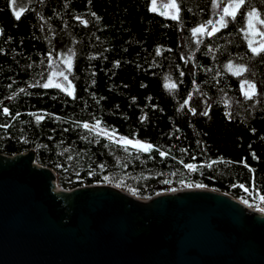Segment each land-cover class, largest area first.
Here are the masks:
<instances>
[{"label": "trees", "instance_id": "1", "mask_svg": "<svg viewBox=\"0 0 264 264\" xmlns=\"http://www.w3.org/2000/svg\"><path fill=\"white\" fill-rule=\"evenodd\" d=\"M228 2L176 0L173 20L153 12L152 0H0V154L35 151L65 190L109 185L148 200L203 184L260 207L264 51H251L243 14L255 7L264 19V0H246L211 36L191 31ZM69 58L73 95L45 88L53 64ZM243 80L254 84L252 97ZM97 120L154 147H125L83 127Z\"/></svg>", "mask_w": 264, "mask_h": 264}, {"label": "water", "instance_id": "2", "mask_svg": "<svg viewBox=\"0 0 264 264\" xmlns=\"http://www.w3.org/2000/svg\"><path fill=\"white\" fill-rule=\"evenodd\" d=\"M0 264H264V213L207 188L65 190L35 151L0 154Z\"/></svg>", "mask_w": 264, "mask_h": 264}, {"label": "snow or ice", "instance_id": "3", "mask_svg": "<svg viewBox=\"0 0 264 264\" xmlns=\"http://www.w3.org/2000/svg\"><path fill=\"white\" fill-rule=\"evenodd\" d=\"M246 4V0H229V2L223 6V15L220 16V19L218 21V24L220 27H226L227 26V23L228 21L225 19V17H232L233 19H235L236 17V13L237 11L241 8V6H244ZM213 5L216 6V7H220V5L217 4V0H213ZM166 7L168 8H171L173 10H175V14H170V13H161L162 15H170V18L173 19V20H179V6L178 4L176 3V0H170V3L168 5H166ZM151 10L153 12L157 11V8H156V0H152V8ZM94 15V14H93ZM243 15H246L247 17V23H248V27L249 28H252L253 27V21H258L260 24H264V19H261V14L260 12L258 11L257 8L255 7H252L250 8V10L246 13V14H243ZM16 16L17 18H19V13H16ZM209 24H213L212 21H208ZM2 31V30H0ZM192 31V34L193 35H196L198 33L200 34H204L206 32V29L203 25H200L198 27H194L191 29ZM219 31V28L216 27L215 24H213V27L211 29V31H207V35L211 36L213 33ZM258 35H261V36H264V32H258L257 33ZM249 47L251 48V51L253 53H259V52H262L264 51V44H261L259 47H253L252 46V41L250 40L249 41ZM65 63H67L68 67L71 68L72 67V61H71V58H69L68 60L65 61ZM231 64V62H229ZM239 68V72L237 73H234L236 75H239L240 72H243L244 71V66L243 65H240L238 66ZM54 75H60V76H63V79L65 81H68V87L65 88L62 84H55V87L56 88H59L61 89L62 91H66L67 94L69 96H72L73 95V91H72V85H71V81L68 80V77L66 75H64L63 72H57V73H54ZM181 75H183V73H181ZM245 83H249L247 81H245ZM52 85V78L49 77L48 78V83L44 84V87L45 88H48ZM172 87H175V85H172ZM250 87L253 89V92L252 93H249V92H246L245 95L246 96H251L254 91H255V86L254 85H250ZM185 103H187V101H185ZM3 111L5 113L8 112V109L7 108H4ZM191 112H193V114H195L196 112V109L195 108H191L190 109ZM205 115H207V113L205 112L204 113ZM36 119L37 121L43 119V117L41 116H36ZM141 119L143 120L144 117L142 116ZM100 121L97 120L96 121V131H97V134H107V130L106 129H102V128H99V125H100ZM83 127L85 129H89V125L88 123H84L83 124ZM92 129H89V131H91ZM120 143H122L125 147L128 146V145H131L132 147L138 149V150H141V151H144V152H148L149 150H151L154 146L150 143H147V142H144V141H141V140H132V139H129L128 137H125V136H121L120 137ZM160 156H166L167 153L163 152V151H160L159 153ZM188 169L190 170H195V165L189 163L187 165H185ZM105 179H107V177H105ZM181 183H183V181H181ZM189 187H192V185H188ZM197 187H205V185L203 184H199V185H196ZM241 188H244V185H240ZM175 189H173L174 191ZM245 191H247V189H245ZM261 201H264V196H261L260 197ZM243 203H245L246 205H248L249 207H251L252 205L249 204V202L247 200H244ZM257 210L264 213V207H257Z\"/></svg>", "mask_w": 264, "mask_h": 264}, {"label": "rangeland", "instance_id": "4", "mask_svg": "<svg viewBox=\"0 0 264 264\" xmlns=\"http://www.w3.org/2000/svg\"><path fill=\"white\" fill-rule=\"evenodd\" d=\"M219 2H220V0H219ZM169 3H170V0H156L157 11L161 12V13L167 12V13H170V14H175V10L166 7V5H168ZM218 10H219V8H217V11ZM221 15H223V11H222V13L220 15L218 14V17H216L215 20L212 21L213 24H215L216 27H218L219 29L222 28L218 24V21H219ZM165 16L170 18V15H165ZM225 19H226V17H225ZM213 24L206 23V24L203 25L205 27V29H206L205 33H207V31H211V29L213 27ZM258 32H264V24H260L258 21H253V27L249 28L248 27V23H247V34H248L249 41L250 40L252 41V46L253 47H259L261 44H264V36L258 35L257 34ZM200 35H203V34L198 33L195 36L199 37ZM229 68L234 73L239 72L238 66L230 64ZM69 69L70 68L68 67L67 63L61 69H59L57 64H53V67L51 68L50 74L48 76V78L49 77L52 78V85L51 86H55V84L59 83V84H62L65 88H67L68 87V81H65L63 79V76L54 75V73H57L58 71L59 72H63L64 75H66L68 77ZM68 80H69V78H68ZM245 81H247V80H243L242 83H241V90H242V93L244 95H245L246 92L252 93L253 89L250 87V85H254L250 81H247L249 83H245ZM46 83H48V80H47ZM254 93H255V91H254ZM254 93L250 97H252L254 95ZM246 97H249V96H246ZM107 132L111 133V135H107V134H102V135H104L105 137H107L109 139L116 140V141L120 142V137L121 136H119V135H117L115 133L109 132V131H107ZM181 190H183V189H181ZM177 191H179V190H177ZM170 192H176V191H170ZM164 193H169V192H164ZM260 205H261L260 207H264V205L262 204L261 201H260ZM251 209L258 211L257 209H254V208H251Z\"/></svg>", "mask_w": 264, "mask_h": 264}, {"label": "bare ground", "instance_id": "5", "mask_svg": "<svg viewBox=\"0 0 264 264\" xmlns=\"http://www.w3.org/2000/svg\"><path fill=\"white\" fill-rule=\"evenodd\" d=\"M93 128H94V130H96V127H93ZM107 135H111V133H108V132H107ZM118 139H119V138H118Z\"/></svg>", "mask_w": 264, "mask_h": 264}, {"label": "built area", "instance_id": "6", "mask_svg": "<svg viewBox=\"0 0 264 264\" xmlns=\"http://www.w3.org/2000/svg\"><path fill=\"white\" fill-rule=\"evenodd\" d=\"M262 202V204L264 205V201H261Z\"/></svg>", "mask_w": 264, "mask_h": 264}]
</instances>
